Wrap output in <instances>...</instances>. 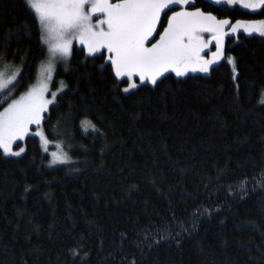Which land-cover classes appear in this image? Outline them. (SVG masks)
<instances>
[{
	"label": "trees",
	"instance_id": "trees-1",
	"mask_svg": "<svg viewBox=\"0 0 264 264\" xmlns=\"http://www.w3.org/2000/svg\"><path fill=\"white\" fill-rule=\"evenodd\" d=\"M192 5L231 23L264 19V8ZM6 41L0 56L30 65L16 98L46 58L24 0H0ZM74 49L54 80L67 87L43 121L69 162L52 165L35 137L17 144L19 158L0 150V264H264V187L254 180H264V37L226 38L237 80L223 61L129 93L114 89L103 60Z\"/></svg>",
	"mask_w": 264,
	"mask_h": 264
},
{
	"label": "snow or ice",
	"instance_id": "snow-or-ice-1",
	"mask_svg": "<svg viewBox=\"0 0 264 264\" xmlns=\"http://www.w3.org/2000/svg\"><path fill=\"white\" fill-rule=\"evenodd\" d=\"M215 2L220 3V0ZM227 2L239 3L253 11L264 7V0ZM24 3L33 15L41 51L46 54V59L40 62L37 82L13 99L15 92L23 86L24 69L30 65L21 58V64L15 66L14 60L8 62L6 52L0 56V64H3L0 69V107L7 104L0 111V150L5 156L18 157L25 151L22 147L13 151V144L29 135L30 125L41 129L43 113L49 110V105L55 104L58 93L67 87L60 81L57 91L50 88L54 84L57 65L63 64L67 70L66 65L76 50L74 43L82 46L80 51L87 58L103 60L104 63L99 65L101 70L110 66L114 89L119 90L120 84L124 83L127 86L122 91L129 93L141 85L156 86L158 81L162 82L165 73H175L176 77H184L188 72L209 73L211 66L224 58L225 38L229 34L235 36L243 30L245 34L257 33L264 37V19L231 23L194 5V10H188L189 0H24ZM205 33L209 34V39L204 38ZM213 41L216 50L206 59L202 53ZM8 46L7 41L0 43V47L5 49ZM227 64L232 67L233 80H237L235 59L227 57ZM49 92L51 99L47 95ZM258 103L264 104V90H261ZM82 124L85 130L98 131L90 120ZM35 135L45 145L48 143L43 130L36 131ZM51 156L52 165L69 162L66 153L53 152ZM260 177H264V171ZM254 180L258 186L264 187V180ZM248 182H239L238 194L241 197L247 195ZM198 214L201 213L194 214V220ZM179 235L180 232L175 234L177 238ZM147 238L146 235L145 240ZM166 238L161 231L160 239ZM152 243L158 241L153 240ZM71 252L73 256L77 254L75 249ZM87 255L85 253V258Z\"/></svg>",
	"mask_w": 264,
	"mask_h": 264
},
{
	"label": "rangeland",
	"instance_id": "rangeland-1",
	"mask_svg": "<svg viewBox=\"0 0 264 264\" xmlns=\"http://www.w3.org/2000/svg\"><path fill=\"white\" fill-rule=\"evenodd\" d=\"M206 1H208V2H210V3H212V4H215V5H226V6H229V7H239V8H241V9H243V10H245V11H248V12H257V11H259L260 9H262V8H264V7H261V8H258V9H256L255 11H253V10H251V9H245V8H243L239 3H236V4H230V3H228L227 2V0H220V3H216L215 2V0H206ZM192 4V0H189V5H191ZM189 5H187V6H189ZM186 6V7H187ZM176 10H178V9H176ZM188 10H194V9H190V8H188ZM169 15H170V13H169ZM165 26H166V22H165ZM161 31H162V28H161ZM226 31H229V33H230V29L229 28H227L226 27ZM239 33H243V34H245L244 32H243V30H240L237 34H239ZM236 34V35H237ZM204 35V38L205 39H209L210 38V36H209V34H207V33H205V34H203ZM235 35V36H236ZM245 35H247V36H259V34H257V33H253V34H251V35H248V34H245ZM228 37H234L233 35H231V34H229V36H227L226 38H228ZM261 37V36H260ZM226 38H225V40H226ZM157 39H158V36H157ZM78 47V48H81L82 46H80V45H78V44H75L74 43V47ZM216 49H215V42L213 41V43L212 44H210L209 45V47L207 48V49H205L204 50V53H202V55H204L205 56V58L206 59H208V58H210L211 57V53L212 52H214ZM46 59V58H45ZM44 59V60H45ZM223 61H226L227 62V58H226V56L224 55V58L223 59H221L220 61H218L216 64H214V65H212L211 66V68L213 67V66H215V65H217V64H219V63H221V62H223ZM231 66V65H230ZM3 68V64H0V69H2ZM66 68H68V64L66 65ZM210 68V69H211ZM59 69H65V66L63 65V64H58L57 65V71L59 70ZM38 73H39V67H38V71H37V76H36V80H35V82L34 83H36L37 82V80H38ZM57 73V72H56ZM56 73L54 74V80H55V76H56ZM166 74H173V75H175V73H165V75ZM192 74H202V75H207L208 73H200V72H188V73H186V75L185 76H188V75H192ZM184 76V77H185ZM126 79V78H125ZM136 81H137V83L139 84V80H138V78H136ZM59 82L60 81H58V82H56V84H53V85H51L50 86V88H51V91H57L58 90V88H59ZM33 83V84H34ZM147 85H151V84H147ZM127 86V85H126ZM125 86V87H126ZM133 90H135V89H133ZM133 90H130V92L131 91H133ZM61 93H58V97H59V95H60ZM48 98L49 99H51V92H49L48 94ZM19 97V96H18ZM18 97H16V98H18ZM13 99H15V98H13ZM58 100V99H57ZM8 102L10 103L11 102V100L9 99L8 100ZM57 103V101L55 102V104ZM55 104H53V105H49V109L52 107V106H54ZM7 106V104L5 103L4 105H3V107H6ZM3 107H0V111H3ZM49 111V110H48ZM48 111L47 112H45V113H43V116H44V118H45V115L48 113ZM44 121V120H43ZM43 121H42V124H41V129H37V127L35 126V125H30L29 126V135H27L23 140H19V141H16L14 144H13V151H19V148H24V145H21L20 147H17V144L18 143H21V144H23L24 143V141L26 140V138H28V137H35V138H37L38 139V141H39V143H40V145H41V148H42V150L45 152V153H47V154H49V156H50V163H51V160H52V156H51V154L53 153V152H56V153H60V152H63L64 153V151H63V147H62V145L60 144V143H52V142H50V141H48V143L45 145L42 141H41V139H40V137L39 136H36L35 135V132L36 131H38V130H43L44 131V129H43ZM46 137V136H45ZM47 139V138H46ZM25 149V148H24ZM2 151V150H1ZM24 154V152L23 153H21V155L20 156H11V155H8V156H5V157H8V158H19V157H21L22 155ZM56 165V164H55Z\"/></svg>",
	"mask_w": 264,
	"mask_h": 264
}]
</instances>
